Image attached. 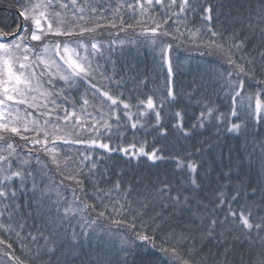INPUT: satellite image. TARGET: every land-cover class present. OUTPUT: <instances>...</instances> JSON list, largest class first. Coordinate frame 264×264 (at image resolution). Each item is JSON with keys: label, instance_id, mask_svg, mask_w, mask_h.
Segmentation results:
<instances>
[{"label": "snow or ice", "instance_id": "1", "mask_svg": "<svg viewBox=\"0 0 264 264\" xmlns=\"http://www.w3.org/2000/svg\"><path fill=\"white\" fill-rule=\"evenodd\" d=\"M164 37L226 67L176 91ZM116 44L159 53V95ZM146 126L190 143L113 146ZM0 246V264H264V0H0Z\"/></svg>", "mask_w": 264, "mask_h": 264}, {"label": "trees", "instance_id": "2", "mask_svg": "<svg viewBox=\"0 0 264 264\" xmlns=\"http://www.w3.org/2000/svg\"><path fill=\"white\" fill-rule=\"evenodd\" d=\"M101 2H105V0H101ZM12 16L14 18L15 12L13 10ZM124 19L126 22L131 23L132 17L124 14ZM171 24L172 22H169L170 30H171ZM183 30V29H182ZM103 32L102 36H97V39L104 40V36H106L107 40L112 39H124L125 41L129 39H143V37H138L133 34L132 30H129L127 33H120L119 37H116L115 35L109 36L108 30L102 29ZM115 30H113V33ZM139 32V28L136 29V33ZM166 42H171L173 44V49L170 52L171 59L174 62V76L172 77L174 82V89L176 91H179L181 87L187 88L189 85L195 82L197 84L201 83L200 77L203 76L205 80H207L211 73L215 71H219L226 67L222 63L221 60L217 58L216 55H210L208 54L209 50L204 47H198L193 44L189 43H181L175 40H171L168 37L162 38ZM119 47L114 45V48L117 49L116 53L113 56V59L118 58V64L121 67H126L128 64H136L137 67L148 74L149 77H151V80L155 83L149 82L148 88H158V95L159 92L163 91L164 88V81L166 76V66L160 67L158 56L159 53H153L150 48L146 47H140L139 49L132 47L131 51L127 52L125 55H120L119 53ZM204 53L201 55V53ZM101 63H104V60L100 61ZM132 85H128V89L131 90ZM147 91V89L145 90ZM207 91L211 92V87L207 89ZM150 94V93H149ZM127 95V92L125 93ZM143 98V97H142ZM155 99V97H154ZM212 99L217 100V103H220V101L217 99L216 96H213ZM133 103L135 101L133 100ZM185 103H188L186 100ZM222 110H225L222 108ZM135 111V109H133ZM167 111V109H165ZM199 108L198 106L194 105L189 109L190 114L196 113L198 114ZM187 121V117L185 118ZM165 124H168L169 121L165 119L163 121ZM156 136V133L153 132L151 127H144L139 129L135 132L132 129H126L124 131V140L120 141L117 140L115 137H113V146H116L117 144L123 143L126 145L129 141L135 140L137 142H143L146 141V151H151L152 147H164L165 145L169 146L171 148L173 145L175 146V150H179L181 145L188 144L190 142H186L183 139H179L176 136H169L167 141L160 140L157 142L154 137ZM96 153L100 154L103 153V150L96 149ZM115 158V168L114 171H119L121 169L125 168V157L122 156L120 153H112L111 154ZM109 166L111 167L113 165V161H108ZM133 165H137V161H132ZM172 167L173 165L168 161H157L156 166H152V162L148 161L146 157H142L140 159V163L138 167L136 168V171L138 174H143L145 177H151L155 179L157 176H159L161 179L164 178H172ZM53 180H55L57 183H59V180L61 179L58 175L55 173L51 177ZM68 185H71L72 187H75L73 182L71 181H65V188H64V195L67 197L69 201L72 200V192L67 187ZM86 187L88 186V182L85 181ZM55 209H53L54 211ZM95 216V213H92L89 218H92ZM101 227H104V225H101ZM113 230H115L113 226ZM92 248L95 249L97 247V241H92ZM3 246H0V250H2ZM14 247L17 248V255H21V258L23 259V254L19 251V245H14ZM104 249H107V244L105 243L103 245ZM159 255V254H158Z\"/></svg>", "mask_w": 264, "mask_h": 264}, {"label": "rangeland", "instance_id": "3", "mask_svg": "<svg viewBox=\"0 0 264 264\" xmlns=\"http://www.w3.org/2000/svg\"><path fill=\"white\" fill-rule=\"evenodd\" d=\"M50 39H55L54 37H50ZM117 40H119V39H117ZM117 45V44H116ZM18 139V138H17Z\"/></svg>", "mask_w": 264, "mask_h": 264}]
</instances>
